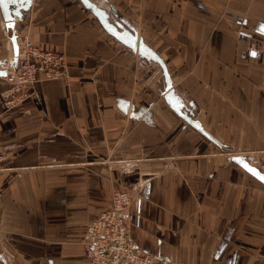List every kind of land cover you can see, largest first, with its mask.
I'll use <instances>...</instances> for the list:
<instances>
[{"label":"crops","instance_id":"1","mask_svg":"<svg viewBox=\"0 0 264 264\" xmlns=\"http://www.w3.org/2000/svg\"><path fill=\"white\" fill-rule=\"evenodd\" d=\"M18 36L68 77L0 102V264H89L114 189L157 260L264 264V0H13L0 96Z\"/></svg>","mask_w":264,"mask_h":264},{"label":"built area","instance_id":"2","mask_svg":"<svg viewBox=\"0 0 264 264\" xmlns=\"http://www.w3.org/2000/svg\"><path fill=\"white\" fill-rule=\"evenodd\" d=\"M17 69L7 76V89L0 102L11 110L28 96L27 89L38 81H62L68 77L63 54L42 50L27 36L16 37ZM131 204L127 190L114 189L107 209L85 228L82 241L89 264H165L144 252L129 238L124 213Z\"/></svg>","mask_w":264,"mask_h":264},{"label":"snow or ice","instance_id":"3","mask_svg":"<svg viewBox=\"0 0 264 264\" xmlns=\"http://www.w3.org/2000/svg\"><path fill=\"white\" fill-rule=\"evenodd\" d=\"M9 2H13V0H0V7H2L4 4L9 3ZM249 171H252L251 169H249ZM264 179V178H262Z\"/></svg>","mask_w":264,"mask_h":264},{"label":"water","instance_id":"4","mask_svg":"<svg viewBox=\"0 0 264 264\" xmlns=\"http://www.w3.org/2000/svg\"><path fill=\"white\" fill-rule=\"evenodd\" d=\"M15 43H16V40H15ZM17 45V44H16Z\"/></svg>","mask_w":264,"mask_h":264}]
</instances>
